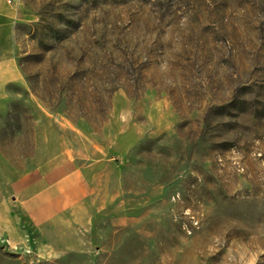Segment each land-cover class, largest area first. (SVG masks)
Wrapping results in <instances>:
<instances>
[{"label":"rangeland","instance_id":"1","mask_svg":"<svg viewBox=\"0 0 264 264\" xmlns=\"http://www.w3.org/2000/svg\"><path fill=\"white\" fill-rule=\"evenodd\" d=\"M14 3L0 264H264V0ZM61 152L90 192L28 225L14 181Z\"/></svg>","mask_w":264,"mask_h":264},{"label":"crops","instance_id":"2","mask_svg":"<svg viewBox=\"0 0 264 264\" xmlns=\"http://www.w3.org/2000/svg\"><path fill=\"white\" fill-rule=\"evenodd\" d=\"M23 12L12 0H0V18L16 20ZM88 178L68 152L45 160L13 184V199L26 224L39 228L90 192Z\"/></svg>","mask_w":264,"mask_h":264},{"label":"built area","instance_id":"3","mask_svg":"<svg viewBox=\"0 0 264 264\" xmlns=\"http://www.w3.org/2000/svg\"><path fill=\"white\" fill-rule=\"evenodd\" d=\"M8 3H10L12 0H6Z\"/></svg>","mask_w":264,"mask_h":264}]
</instances>
